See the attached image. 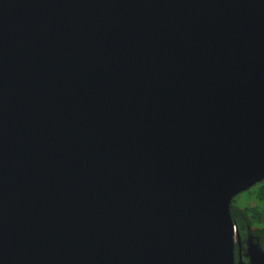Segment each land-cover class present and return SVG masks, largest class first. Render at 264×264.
Listing matches in <instances>:
<instances>
[{
  "label": "water",
  "instance_id": "95a60500",
  "mask_svg": "<svg viewBox=\"0 0 264 264\" xmlns=\"http://www.w3.org/2000/svg\"><path fill=\"white\" fill-rule=\"evenodd\" d=\"M264 179V0H0V264H235Z\"/></svg>",
  "mask_w": 264,
  "mask_h": 264
},
{
  "label": "trees",
  "instance_id": "16d2710c",
  "mask_svg": "<svg viewBox=\"0 0 264 264\" xmlns=\"http://www.w3.org/2000/svg\"><path fill=\"white\" fill-rule=\"evenodd\" d=\"M254 185H258V188L254 190L255 199L252 205L239 207L232 203L230 212L239 237L243 238L246 231H249L264 245V179Z\"/></svg>",
  "mask_w": 264,
  "mask_h": 264
},
{
  "label": "rangeland",
  "instance_id": "374dc122",
  "mask_svg": "<svg viewBox=\"0 0 264 264\" xmlns=\"http://www.w3.org/2000/svg\"><path fill=\"white\" fill-rule=\"evenodd\" d=\"M258 188V185H254L248 190H245L233 197L231 204L242 207L244 205H252L255 199L254 190ZM246 233H250L246 231ZM235 250H237V258L235 257L236 264H242V257L249 256L254 264H264V249H260L256 245V241L253 237L248 235L246 248L244 247L243 240L239 235L234 236ZM235 252V251H234ZM236 254V253H235Z\"/></svg>",
  "mask_w": 264,
  "mask_h": 264
},
{
  "label": "flooded vegetation",
  "instance_id": "af4514ba",
  "mask_svg": "<svg viewBox=\"0 0 264 264\" xmlns=\"http://www.w3.org/2000/svg\"><path fill=\"white\" fill-rule=\"evenodd\" d=\"M248 235L249 236H251V237H253L254 239H255V241H256V246L257 247H259L261 250L262 249H264V245H262L260 242H259V240L257 239V237L253 234V233H246L244 236H243V238H241V240H243V243H244V247L246 248V244H247V240H248ZM236 248V247H235ZM235 248H234V251H235V257L237 258V250H235ZM235 264H236V261H235ZM242 264H254V262L250 259V257L248 256L247 258H246V256L243 258L242 257Z\"/></svg>",
  "mask_w": 264,
  "mask_h": 264
},
{
  "label": "bare ground",
  "instance_id": "6f19581e",
  "mask_svg": "<svg viewBox=\"0 0 264 264\" xmlns=\"http://www.w3.org/2000/svg\"><path fill=\"white\" fill-rule=\"evenodd\" d=\"M232 231H233V234H232V236H233V241H234V236L236 235V233H235V229H234V227L232 226Z\"/></svg>",
  "mask_w": 264,
  "mask_h": 264
}]
</instances>
